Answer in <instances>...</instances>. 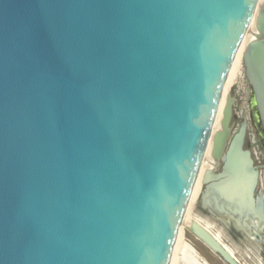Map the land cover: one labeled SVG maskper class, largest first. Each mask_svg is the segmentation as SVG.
Returning a JSON list of instances; mask_svg holds the SVG:
<instances>
[{"label": "water", "instance_id": "obj_1", "mask_svg": "<svg viewBox=\"0 0 264 264\" xmlns=\"http://www.w3.org/2000/svg\"><path fill=\"white\" fill-rule=\"evenodd\" d=\"M248 123L264 141V2L0 0V264H170L208 146L203 206L263 228Z\"/></svg>", "mask_w": 264, "mask_h": 264}, {"label": "flooded vegetation", "instance_id": "obj_2", "mask_svg": "<svg viewBox=\"0 0 264 264\" xmlns=\"http://www.w3.org/2000/svg\"><path fill=\"white\" fill-rule=\"evenodd\" d=\"M242 80L244 82V88L242 89V94L245 100V104L240 106L239 108L241 109V111L247 112V118H248V114H249L248 100L250 97V93H249L250 87L248 81L244 78V76ZM235 86L233 87V90L230 93L234 97L233 114L231 118L232 125L234 124L233 121L235 120V115H234L235 102L237 97L241 95L235 93L234 90ZM244 120L247 121L246 117L242 119V122ZM247 122H249V118ZM254 139H255V142L253 144L254 150L252 149L251 145L246 142V139L244 143V148L248 149L251 152L253 163L257 167L259 173L254 196L256 199L261 198L264 203V141L258 139L255 133H254ZM219 171H220V164L217 166L213 165V172L217 173ZM204 186L205 185L202 186V191L204 189ZM200 189H201V184H198L197 194L200 192ZM196 206L199 209V211L205 214L209 219L216 222L221 227V229L227 234H229L233 239L242 243L246 242L248 244L251 243L264 244V227L261 229L258 228V221L256 219L249 217L248 220H246L245 222L247 224V227H244L240 223L233 222L232 220H224L213 214L210 211L208 205H206L205 208L201 202L200 196ZM193 223H197L200 227L206 230V232L212 235L225 249H227L232 254L234 259L239 264H243L235 256L234 252L222 241L220 236L214 233L207 225L201 223L198 219H191L186 226V230L183 233L180 231L174 247V249L176 248L178 249V255H176L175 257L172 256L170 264H228L222 258V256H220V254L215 252L207 243H205L192 230Z\"/></svg>", "mask_w": 264, "mask_h": 264}, {"label": "rangeland", "instance_id": "obj_3", "mask_svg": "<svg viewBox=\"0 0 264 264\" xmlns=\"http://www.w3.org/2000/svg\"><path fill=\"white\" fill-rule=\"evenodd\" d=\"M241 50L242 48L241 49L239 48L225 85L228 87L226 92L231 93L233 87L236 85L234 89L235 93L236 94L238 93L239 95L241 94L239 97H237L235 102V107H234L235 120L233 121L234 124L232 125L233 130H236L240 126L242 119L244 117H246L248 121L247 112L241 111V109L239 108L240 106L245 104V100L242 94V89L244 88V82L242 80L243 66L241 62V58H242ZM221 102L222 100L220 101V105ZM246 142L251 145L252 149L254 148L253 147V144L255 142L254 132L249 124L247 128ZM209 161H210V156L206 155L200 171L201 174L204 173L206 168L210 167ZM202 186L203 185L201 183L200 192L197 194V190H198L197 182L194 185V188L192 190V195L188 203L182 225L180 227V231L183 233L186 230V226L191 219H198L201 223L207 225L214 233L218 234L222 239V241L234 252L235 256L243 264H264V246H263L264 244H260V243L248 244L246 242L242 243L233 239L229 234L224 232L216 222L209 219L205 214L199 211L196 205L198 203L199 196L202 191ZM176 255H178L177 248L174 249L172 256L175 257Z\"/></svg>", "mask_w": 264, "mask_h": 264}, {"label": "bare ground", "instance_id": "obj_4", "mask_svg": "<svg viewBox=\"0 0 264 264\" xmlns=\"http://www.w3.org/2000/svg\"><path fill=\"white\" fill-rule=\"evenodd\" d=\"M264 2V0H258V5H261L262 3ZM254 20H252V22H251V24H250V27H249V31H248V33L246 34V37L244 38V40H243V42H242V44H241V46H240V49L242 48V50H241V54L243 53V51H244V49H245V46H246V43L248 42V40L250 39V38H252L253 37V34L255 33V27H254ZM227 86H225V88H224V93H223V97L225 96V94L227 93L226 91H227ZM223 97H222V102H221V105H220V109H219V112H218V116H217V118H216V123H215V125H214V130H216L217 128H218V126H219V120H220V118H221V108H222V106H223ZM207 155H209L210 156V146H208V152H207ZM209 163H210V167H208V168H213V165L214 164H216L215 163V161H214V159L210 156V161H209ZM208 168H206V169H208ZM202 177H203V174H201L200 173V175L198 176V179H197V185L198 184H201L202 182H201V180H202Z\"/></svg>", "mask_w": 264, "mask_h": 264}]
</instances>
